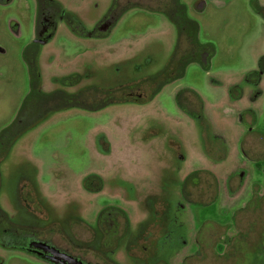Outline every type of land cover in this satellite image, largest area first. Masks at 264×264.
<instances>
[{
	"label": "flooded vegetation",
	"instance_id": "af4514ba",
	"mask_svg": "<svg viewBox=\"0 0 264 264\" xmlns=\"http://www.w3.org/2000/svg\"><path fill=\"white\" fill-rule=\"evenodd\" d=\"M207 5L204 0H0V79L18 61L23 79L17 83L24 88L0 130V264L202 263L207 251L220 255L232 242L237 214L264 201V185L254 184L249 199L230 211L249 177L235 168L227 175L221 210L229 212V220L207 215L198 220L196 208L221 199L219 179L210 169L183 175L185 144L159 109V96L183 79L189 66L212 68L215 46L199 39V17ZM253 5L264 18V5L258 0ZM135 21L160 24L141 32L128 28ZM245 81L231 87L234 102L246 92L252 101L261 96L264 55ZM174 101L196 123L205 157L224 162L230 152L227 133L204 97L185 87ZM76 112L129 123L93 138L88 148L102 157L115 144L117 161L87 169L74 188L60 182L62 134L49 129ZM224 115L236 117L245 129L240 158L264 179V158L250 155L257 152L254 137H264L254 127L258 113L227 108ZM49 135L54 142L39 145ZM220 228H225L221 236ZM262 248L257 264L264 263Z\"/></svg>",
	"mask_w": 264,
	"mask_h": 264
},
{
	"label": "rangeland",
	"instance_id": "374dc122",
	"mask_svg": "<svg viewBox=\"0 0 264 264\" xmlns=\"http://www.w3.org/2000/svg\"><path fill=\"white\" fill-rule=\"evenodd\" d=\"M204 1L208 5L207 10L199 17V39L202 43H212L215 46L216 54L212 68L207 72L199 66H189L183 79L167 87L159 96L161 104L159 109L168 115L167 122L171 129L181 135L185 144L187 158L183 165V175L200 169H210L219 179L221 199L206 209L196 208L193 212L194 216L200 220L207 215L224 223L230 217L229 212L223 214L221 211L229 173L241 167L249 174L244 191L230 203L228 207L230 211L238 209L249 199L254 184L264 185L263 177L255 172L254 166L240 158L239 143L245 129L238 125L236 117L224 115V110L227 108H253L258 113L254 127L259 133H264V82L262 94L256 101H252L250 93L246 92L242 101L234 102L230 94L231 87L243 86L246 83L247 73L257 69L258 59L264 55V18L255 10L254 0ZM258 1L264 5V0ZM135 22H128V28L141 32L145 31L144 28L156 26L157 22L160 24V21ZM124 30L126 27L120 32ZM110 47L111 44H106L104 49L109 50ZM11 68L8 75L0 79V130L11 120L14 109L24 92V88L18 85L23 79L18 61H12ZM7 80L10 83L5 84ZM185 87L195 89L204 97L216 122L226 130L230 152L226 160L220 164H213L205 157L196 123L183 115L175 105L176 91ZM127 123L129 121L122 117L116 119L105 117V115L86 116L78 112L60 117L55 121L49 130L62 134L59 141L61 146L57 147L58 143L54 144L60 149L59 157L62 162L60 168L63 171L61 184L73 187L87 169L108 167L112 162L117 161L115 144L111 145L108 157L99 156L88 147L96 136L103 132L111 134L115 130L122 129ZM49 136L41 137L39 145L52 144L53 137ZM213 144L216 148L221 145L220 142ZM254 145L257 147L255 149L257 152H254L255 154L251 152L250 155L264 158V137L262 139L254 137ZM121 156L119 153V157ZM223 233L225 228H220L219 236ZM233 236L232 242L220 252L221 254L219 253L220 255L212 256L207 251L202 263L198 259H192L189 264H236L238 260H244V258L245 260L240 264H257L260 259L257 254L264 246V201H255L246 210L237 214ZM242 243L246 246V252L243 251Z\"/></svg>",
	"mask_w": 264,
	"mask_h": 264
}]
</instances>
